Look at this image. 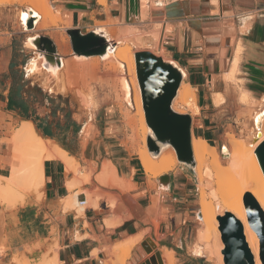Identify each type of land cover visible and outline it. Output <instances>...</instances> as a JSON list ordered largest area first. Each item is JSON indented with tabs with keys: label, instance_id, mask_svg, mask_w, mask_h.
<instances>
[{
	"label": "crops",
	"instance_id": "1",
	"mask_svg": "<svg viewBox=\"0 0 264 264\" xmlns=\"http://www.w3.org/2000/svg\"><path fill=\"white\" fill-rule=\"evenodd\" d=\"M105 2L103 6L97 0H50L54 13L66 23L71 20V29L82 34L94 31L97 24L112 22L119 25L118 33L101 26L111 41L116 39L109 34L124 42L133 39V44H142L144 49L158 43L172 61L163 59L178 66L186 83L197 91L198 100H207L211 107L213 96L230 88L226 76L234 75L247 95L264 98V0ZM38 17L35 27L42 22ZM48 37L56 47L52 61L44 65L37 59L34 69L29 68L39 52L26 47L29 37L16 46L15 3L0 4V183L4 185L11 171L20 167L10 140L26 124L61 148L81 168L80 174L91 179L70 192L67 183L74 176L65 171L61 160L46 159L38 190L18 192L16 188L15 196L7 202L0 200V264H38L43 258L56 264H102L111 248L134 237L141 240L132 247L131 261L142 264L153 251L147 252L143 240L148 234L155 239L154 220L159 221L158 232L163 236L155 251L171 250L174 259L181 257L180 264H211L207 257L192 254L193 246L186 244V223L192 220L178 206L180 176L170 174L168 188L161 189L162 176L153 180L144 173L126 144L122 124L112 120L113 115L93 111L83 95L86 113L69 100L72 83L65 73L62 81L47 73L48 63L61 72L66 60L93 57L79 59L82 56L73 54L64 59L54 38ZM26 49L33 52L29 60L21 58ZM47 75L54 79L48 86ZM51 85L58 93L52 87L48 91ZM217 87L221 91H215ZM203 91L208 96L199 97ZM197 129L205 134L203 125ZM197 138L209 140L201 135ZM105 168L114 173L117 186L113 179L109 184L99 182ZM85 191L94 193L90 205ZM76 192L79 205L66 208V199ZM80 207H85L83 212Z\"/></svg>",
	"mask_w": 264,
	"mask_h": 264
},
{
	"label": "rangeland",
	"instance_id": "2",
	"mask_svg": "<svg viewBox=\"0 0 264 264\" xmlns=\"http://www.w3.org/2000/svg\"><path fill=\"white\" fill-rule=\"evenodd\" d=\"M8 1L10 0H0V4L10 3ZM17 1L16 2L14 0L11 1V3H15V44L17 47H19L27 37H34L35 35H38V37L52 36L55 40V43L57 44L58 52L61 54V56L64 59H67L69 58V56L73 55L72 51H70L69 49L70 40L66 33V31L68 29H71L72 26L67 25L66 22L59 17L58 14L54 13V9L50 3V0H17ZM26 8H30V9L35 8L39 10V13L37 14L42 19V22L37 27H34L33 30L30 32H26L24 30L23 23L20 17L21 13L23 12V9ZM101 26L105 27L108 32L114 30L118 33L119 31V25L116 23L106 22V23L97 24V27H101ZM142 35L144 36L146 35V33H141L140 36ZM109 36L112 39H116L115 41L120 42L119 51L123 49H129L131 51L132 58L136 52L147 51L158 57L172 61L170 60L169 57L166 56L165 52L159 50L160 46L158 43H156L155 47L153 48L144 49V46L142 44L137 46L134 45L132 43L133 39H126V42H124L122 39H119L112 34H109ZM26 50L27 51H25V53L21 54L22 56L21 58L29 60V58L32 57L33 52H31L29 49ZM40 60L42 61V64L44 65L47 64L45 55H42V58ZM109 63H110L109 61H104L103 58L100 57L98 58L93 57L82 61H78L77 59H74L71 62L66 60L64 69L61 72L56 71L55 77L57 79L59 78V81H62L63 74L65 73V75L68 77L69 82L72 83V87H73L72 92L68 93L67 96L69 97V100H71L79 109H82L84 113H86V111L83 106V103L81 102L83 96L89 98L90 108H92L93 111L99 110L100 114L113 115L114 117L112 120H114L116 123L122 124V127L124 129V134L126 136V144L128 148L131 150L133 155L138 157V153L142 151V146H143L141 142L142 129L140 124V118L137 112L135 111V109L132 107V104L127 108L125 103L123 102V95L120 89L121 83H119L121 73L116 72L114 64L112 63L109 64ZM50 72L51 70H49L47 73L50 74ZM45 78H47L48 80L46 86H48L51 82L54 81V79L48 75L45 76ZM224 80L228 82L230 88L225 90L222 94L213 96L214 99L216 98L215 100L213 99V104H214L213 107L209 106L207 100L206 101L198 100L197 91L193 88V90H195L196 105L199 108V113L193 115L191 111H187L186 109H182L178 106L175 108L176 111L178 110L179 112V113L177 112L178 114L188 115L191 118V126H190L191 139L197 138L200 135L205 137V139H209L207 143L208 145L214 148L217 156V162L214 158H211L203 165L201 171H203V174L206 173V171H208V173H206V175L207 174L208 175L206 177L205 175L202 177L203 184L199 185L201 188H199L198 183L196 182V178H194V175L190 171H188L183 164H180L177 161L176 154H175V158L177 161L176 166L173 167L171 171H168L166 174H164L169 176L170 174L175 173L176 175L180 176V180L178 182L179 185L178 199L180 203L178 204V206L184 212H187L192 220L191 222L186 223V226L187 227L189 226V230L185 241L188 246H193L190 249V252L197 257H200L198 256L196 251L197 246H199V243L197 241L198 234L199 231L203 229V226L200 223L201 215H200L199 200L201 196L203 195L207 201L209 202L211 201L210 202L211 206L214 207L217 203H219V201L221 202V199L224 195H227L228 193L231 192L232 193L235 192L237 188L240 187L243 188L246 185H253L252 183L254 182L256 183L255 180L256 173L254 166L250 164V159H248L247 162H245L244 168L242 167L241 169L238 170L232 169L231 167L232 165L230 164L232 163L231 160L223 157L221 151L222 148L225 147L227 150L233 152L235 145H242L244 147L243 148L244 151L247 152L246 145L254 142V139L251 138L249 133V130L252 128V116L258 110L264 107V98H262L261 100H257L254 97L247 95V93L242 89V87L238 86L239 83L234 77V75L231 78H228L226 76L224 77ZM190 88L192 89L191 86ZM74 90L76 91V94ZM215 91L219 92L221 91V88L217 87ZM202 96H208V93L206 91H203V93H201L199 97ZM218 96L221 97V99L223 98L222 101L220 98H218ZM217 99H219L222 103H219V100L217 101ZM84 104L86 105L87 102L86 103L84 102ZM215 104L216 105L220 104V105L216 106ZM205 106L208 108H204ZM172 108L174 110V104L172 105ZM143 118L146 127V141H147L148 128L146 126L147 124L145 121L144 111H143ZM200 125H203L205 134H202L201 131L197 129V126ZM144 146L147 149L146 142ZM166 149H171V148H166ZM26 154H29L30 158L33 160L36 157L35 153L31 151L26 152L25 155ZM149 154L151 155L150 152ZM253 156L255 157L254 152H253ZM75 167L77 168V174L75 175V177H79L82 180H84L87 176L81 175L80 174L81 168H79L78 166ZM149 178L155 180L158 177L157 178L149 177ZM20 186H19L20 192H25L29 190V188H27L25 185H20ZM160 188L164 189L161 186ZM85 193H86V197L89 196L87 205H90L91 196H94V193H91L90 191H85ZM215 196L217 197V199ZM112 200L110 201L111 205L115 203V201ZM215 213L217 218L218 217L217 215L220 213L219 211H215ZM153 225L156 230L155 239L150 234H148L147 238L143 240V243H145V245L148 246L149 244L146 242V240L150 239L153 245L156 247L157 242L161 240L163 236L158 232L159 221L154 220ZM146 232L149 233L150 231L147 230ZM183 233L186 234V231L185 232L183 231ZM134 238H141V237H134ZM177 238H180V235L176 236V239ZM211 239H212L211 244H214V242H216L215 239L213 237H211ZM219 241L221 242L220 239ZM132 249L133 248H131L129 252L128 255L129 258L125 259L126 264H134L131 261L133 259L131 255ZM164 250L165 249H163V251L153 250L149 256H153L155 252H158L161 255L164 252ZM221 251L222 250H220L219 252H215L214 250L213 252H209L208 255L205 257H207V259L211 264H223L219 262V256L220 255L222 256ZM109 258H110V251H109ZM180 258H181L180 256H176V259H174L173 257L174 260L173 264H180L179 263L180 260H178ZM145 259L148 260L149 257H145ZM222 260H223V256H222Z\"/></svg>",
	"mask_w": 264,
	"mask_h": 264
},
{
	"label": "bare ground",
	"instance_id": "3",
	"mask_svg": "<svg viewBox=\"0 0 264 264\" xmlns=\"http://www.w3.org/2000/svg\"><path fill=\"white\" fill-rule=\"evenodd\" d=\"M11 1L13 0H10L8 2L11 3ZM14 1L16 2L17 0ZM97 2L99 5H103V6L106 3L105 0H97ZM37 13H39V10L32 8L31 10L29 9L25 13L23 12L21 14L23 28L26 32H30L33 30V29H29L27 26L29 20L33 21L34 19L35 21L34 27L38 22L39 17ZM70 22H67L66 24L70 26L71 25ZM93 32L96 35L103 37L107 41L106 53L99 57L103 58L104 61H109L110 63L114 64L116 72L121 73V76L119 75L120 76L119 83H121L120 89L123 95V102L125 103L127 108L132 104V107L139 115L141 129H142L141 142L143 146H142V151L138 153V157H139L138 159L144 170V173L148 177H152V178H157L161 175L166 174L168 171H171L172 168L176 166L178 160L176 161L175 151L173 150V148H171L167 142L157 141L154 137L153 132L147 125H146L147 128L151 131V136L149 137L147 136V141H146V127L143 118L142 101L140 99L141 94H139L140 89L138 82H136L137 76H135L137 70H136L134 55H133L134 58L133 61V58L131 56V51L129 49H123L119 51L120 42L111 41L107 35L106 30L103 27H97L94 29ZM39 37L38 35H35L34 37H29L26 40V47L31 50L36 49L37 48L36 42L38 41ZM39 53H43V52H39ZM39 53L34 54L29 68L34 69L35 67L34 62L37 59L42 58V55ZM44 54L46 60L51 62L52 55H47L46 53ZM78 58L81 59L85 57H78ZM161 59L164 63L174 67L181 76V82L179 88L171 103V111L173 113H177L178 110L176 111L175 108L178 106L182 109H186L187 111H191L193 115L198 114L199 108L196 105V101H195V90H193V88L191 89L190 86L185 82V77L183 78L181 69L178 66H176L173 62L165 61L163 58ZM48 66L51 70L50 74H54L53 76H55L53 65L51 63H48ZM41 68L42 70H44V67ZM55 93H58V91ZM218 98L221 99V97L219 96ZM85 99L86 98H83V102L86 103L87 100ZM218 100L219 99H217V101ZM221 101L219 100V103H222ZM173 104H174V110L176 112L173 111L172 108ZM219 105L220 104L216 106ZM36 133L37 132L34 131V128L30 124L22 125V127L14 133L13 137L10 140L11 143L13 144V147L15 148V151H17V153L19 154L20 167L17 170L13 169L11 171V176L10 178L5 179L4 185L0 183V200H2L3 202H7L14 195L16 191L15 189L19 188L20 185H25L29 189L38 190L41 184L43 183L41 170H42V164L46 159L61 160L63 162V165L65 166V171L69 174L74 175V178L68 181L67 183V188L70 192L73 189L78 188L82 184L90 183V179H91L90 176H87L84 180H82L79 177H75V175L77 174V168L75 167V161L71 157H69L57 145H55L49 140L42 139ZM249 133L251 138L254 139V142L246 145L247 152L244 151L243 149L244 147L242 145H235L233 152L230 154L225 147L222 148L221 152L223 157L231 160L232 163L230 164L232 165L231 166L232 169L238 170L241 169L242 167L244 168L245 162H247V160L250 159V164H252L255 169L256 183L254 182L255 184L252 183L253 185H246L243 188L242 187L237 188L236 191L233 193L231 192L228 193L227 195L223 194L224 196L222 197L221 202L219 201V203H217L214 207L211 206L210 203L211 201L209 202L205 199L203 195L201 196L199 200L200 215H201L200 223L202 224L203 229L199 231L198 240H197L199 246H197V250H196L198 256L200 257H205L208 255L209 252H213L214 250L215 252H219L220 250H223V244H221V242L219 241L220 239V234L218 231L219 224L218 221L216 220V213H215V211H219L220 214H218L217 216L219 215L223 216L224 213H230L240 221L243 227V235L245 241L254 259V264H262L259 258L260 241L256 233L248 225L242 198L245 193H250L252 197L257 201L258 205L260 206L261 210L264 213V176L256 155H255L256 158L253 156V152L255 154V150L257 146L264 140V107L258 110L252 116V128L249 130ZM149 141L153 142V145L157 147L156 151L151 150L149 148V144H148ZM145 142L147 144V149L151 153V155L144 146ZM166 148H171L172 150ZM29 151L35 153L36 157L34 158V160L30 158L29 154H26L27 156L25 155V153ZM191 151H192V161L190 162L178 161V162L180 164H183L184 167H186L187 170L194 175V177L196 178V182L198 183L199 186L200 184H203L202 177L204 175L205 177L208 175V174L206 175L208 171L204 170L206 171V173L204 174L203 171H201L203 165L211 158H214L217 162V156L214 148L208 145V143L201 138L191 139ZM111 179L114 180V183L117 186V180L114 173L109 171L107 168H105L103 177L99 178V182L101 183L107 182L109 184L108 181H110ZM161 187L167 189L168 184L166 183L164 185H161ZM199 188L201 187L199 186ZM18 190L20 191V188L17 189V191ZM78 195L79 192H76L66 199V208H72L73 206L79 205V202H77ZM88 199L89 196L86 197L87 201ZM84 209L85 207H80L79 211L83 212ZM211 237H213L216 241L214 242V244H211L212 243ZM140 240L141 238H134L129 241H123L117 244L110 250V258L103 261L102 264H126L125 259L129 258L128 255L131 248L136 246L137 243H140ZM148 246L150 248V245ZM160 258L162 260V264L174 263L173 252L171 250L165 249L164 252L160 255ZM44 259L45 258H43V260L38 264H56L55 260H47V259L44 260ZM219 262L223 263L221 255L219 256Z\"/></svg>",
	"mask_w": 264,
	"mask_h": 264
},
{
	"label": "water",
	"instance_id": "4",
	"mask_svg": "<svg viewBox=\"0 0 264 264\" xmlns=\"http://www.w3.org/2000/svg\"><path fill=\"white\" fill-rule=\"evenodd\" d=\"M32 20L28 21V28L32 29ZM74 56L99 57L106 53L107 41L96 35L93 31L82 34L79 29L72 28L66 31ZM37 51L52 55L56 47L48 37L40 36L36 42ZM136 63V76L140 89L142 108L145 121L154 137L159 142H167L175 151L180 162L192 161L191 151V118L171 111V103L176 95L181 82L178 71L162 61L154 54L142 51L134 54ZM52 91L56 88L51 85ZM149 148L156 151L157 147L149 141ZM255 155L264 176V140L257 146ZM160 184H168L169 176L164 175L159 179ZM246 218L250 228L256 233L260 241L259 258L264 264V213L257 201L250 193H245L242 198ZM218 231L223 244L221 254L223 264H254L253 256L247 246L243 235L242 224L230 213L218 216ZM147 252L156 247L150 239ZM145 246V244H144ZM142 264H162L160 254L157 252Z\"/></svg>",
	"mask_w": 264,
	"mask_h": 264
},
{
	"label": "built area",
	"instance_id": "5",
	"mask_svg": "<svg viewBox=\"0 0 264 264\" xmlns=\"http://www.w3.org/2000/svg\"><path fill=\"white\" fill-rule=\"evenodd\" d=\"M34 24H35V21H34V19H33V22H32V29L34 28ZM85 203H84V201L83 202H80V206H83Z\"/></svg>",
	"mask_w": 264,
	"mask_h": 264
},
{
	"label": "flooded vegetation",
	"instance_id": "6",
	"mask_svg": "<svg viewBox=\"0 0 264 264\" xmlns=\"http://www.w3.org/2000/svg\"><path fill=\"white\" fill-rule=\"evenodd\" d=\"M174 111V110H173ZM147 136H151V131L149 129H147Z\"/></svg>",
	"mask_w": 264,
	"mask_h": 264
},
{
	"label": "trees",
	"instance_id": "7",
	"mask_svg": "<svg viewBox=\"0 0 264 264\" xmlns=\"http://www.w3.org/2000/svg\"><path fill=\"white\" fill-rule=\"evenodd\" d=\"M15 80H16V74H15ZM16 85V84H15Z\"/></svg>",
	"mask_w": 264,
	"mask_h": 264
}]
</instances>
